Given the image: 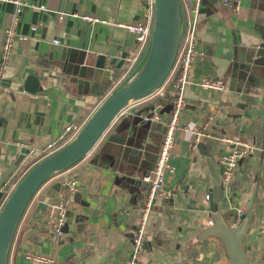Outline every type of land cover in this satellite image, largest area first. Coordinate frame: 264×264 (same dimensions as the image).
<instances>
[{
	"label": "crops",
	"instance_id": "crops-1",
	"mask_svg": "<svg viewBox=\"0 0 264 264\" xmlns=\"http://www.w3.org/2000/svg\"><path fill=\"white\" fill-rule=\"evenodd\" d=\"M26 1L17 32L27 38L16 40L0 72V86L8 89L0 88V208L8 190L6 172L19 175L39 159L18 143L40 148L65 125L84 124L109 95L110 79L126 80L147 52L141 49L130 66L127 59L135 55L137 43L122 26L145 21L147 0ZM12 10V3L0 1V49ZM197 27L198 54L187 75L179 123L204 135L194 144L187 133L175 134L173 172L165 178L171 196L156 198L149 211L146 243L136 264H229L222 241L201 234L212 221L210 194L229 223L239 209L243 214L251 207L242 245L249 260L264 264V232L259 230L264 218V0H241L238 10L220 0H202ZM259 33L261 46L250 45ZM89 55L92 63L104 55V68L82 83L75 61ZM30 74L38 80L36 92L21 90ZM204 78L221 79L224 91L202 87ZM172 97L169 89L159 108L149 98L129 105L82 159L40 186L19 220L8 264H40L27 259V252L49 256L54 264L126 263L130 231L143 207V177L154 167ZM154 110L159 121L136 123L135 115ZM119 138L129 139L140 152L124 155ZM234 138L251 150L224 182L218 160L232 147L226 139ZM65 176H76L79 183L69 195L72 205L58 235L44 223V214Z\"/></svg>",
	"mask_w": 264,
	"mask_h": 264
},
{
	"label": "built area",
	"instance_id": "built-area-1",
	"mask_svg": "<svg viewBox=\"0 0 264 264\" xmlns=\"http://www.w3.org/2000/svg\"><path fill=\"white\" fill-rule=\"evenodd\" d=\"M0 1H7L13 4V10L12 15L10 17V21L3 30V39L0 49L1 72L11 57L16 40H25L27 38L26 35H21L17 32V25L20 17L19 15L22 11V8L27 5V1ZM179 1L180 38L174 62L165 80L148 97H146L149 99H155L158 104L157 107L159 108L162 105V100L166 97L167 91L169 89H172V108L168 115V119L166 120L165 132L159 144L154 167L149 174L144 175L143 177V180L147 183L143 200V207L140 212L138 222L130 231L132 248L129 254V258L126 260L125 264H136V260L139 256V253L144 249L146 243L145 228L147 224L148 214L156 198H168L171 196V192L165 188V178L168 174L173 172V166L170 160L173 153V143L175 139V134L178 131H183L187 133V136L191 138L194 144L200 140L201 136L204 135L203 131L192 129L189 128L187 125H181L179 123L180 115L185 107L184 91L188 82L187 75L189 70L193 66V61L196 55L198 54L197 44L199 41V36L197 25L199 22L200 7L202 0ZM147 2L148 5L144 13V22L125 23L122 25L130 34L133 35L137 43L135 55L127 59L130 61V66L133 65L136 61L138 53L141 51V49L145 47H147L146 49H148L149 46L153 24L154 0H147ZM220 2L233 10H238L240 7L241 0H220ZM41 7L43 8V6ZM84 19L95 20L94 18L88 15L84 16ZM31 29L34 30L35 25H31ZM53 43L57 44L59 43V40L53 39ZM123 77L115 81L110 79V89L108 91V94L112 93L122 83L121 80H123ZM200 85L204 88L214 89L218 92H222L225 89V86L221 79L204 78L201 81ZM0 88L2 87L0 86ZM2 89L8 91L7 88ZM31 96L35 95L32 94ZM135 103H132L131 105ZM141 118L144 121H159L161 116L157 111L154 110L150 114L141 115ZM82 126L83 123H69L65 125V127H63V129L57 134L54 139H52L40 148H34L31 145L22 142L18 144L22 147H28L27 152L29 154L38 153L39 161L44 157H47L52 153L58 151L60 148L70 142L77 135ZM226 140L232 144V147L227 152H224L218 160L221 169L222 180L224 182H228L233 177L238 160L247 151L251 150L250 145L239 138ZM24 173L25 171L18 175L16 174V171H12L11 174L5 179L3 186H5V189L8 190L4 200L6 199L7 195L10 193L16 182L21 178ZM78 183L79 179L76 176L63 177L59 183L60 194L56 198L52 199L49 203H47V212H45L44 214V223L48 226H52L55 233L58 235L62 234V227L65 222L66 213L72 203L69 195H72L74 192L77 191ZM238 212L239 215H241L243 211L239 209ZM238 220L239 217H237L236 222ZM209 223L211 224L212 221L209 220ZM259 230L260 232H264V218L262 221V227ZM25 256L30 261L40 264L55 263L54 259L40 253L27 252Z\"/></svg>",
	"mask_w": 264,
	"mask_h": 264
},
{
	"label": "water",
	"instance_id": "water-1",
	"mask_svg": "<svg viewBox=\"0 0 264 264\" xmlns=\"http://www.w3.org/2000/svg\"><path fill=\"white\" fill-rule=\"evenodd\" d=\"M242 29V28H241ZM180 38V1L154 0L152 33L146 55L138 68L124 80L112 93L106 96L77 135L66 145L51 155L33 164L16 182L0 208V264H8L10 246L19 220L31 197L51 176L72 166L82 159L103 135L116 116L132 103L148 97L167 77L174 62ZM262 34L256 35L250 45L261 46ZM83 57V56H82ZM78 58V78L86 83L94 73L104 68V55H98L92 63L89 56ZM98 70V71H97ZM38 80L29 75L21 90L36 92ZM136 123L144 124L141 116L135 115ZM118 143L124 145L123 154L138 153L129 139L119 138ZM7 171L3 181L10 175ZM2 181V182H3ZM147 187V183H143ZM142 191V190H141ZM78 193L74 201L79 202ZM209 195V209L212 223L206 226L201 234L218 237L225 249L229 264H263L251 261L246 256L242 240L251 219V207L229 223L227 212L219 211L218 205ZM76 198V199H75ZM237 217L239 220L236 222ZM234 223V224H232Z\"/></svg>",
	"mask_w": 264,
	"mask_h": 264
},
{
	"label": "rangeland",
	"instance_id": "rangeland-1",
	"mask_svg": "<svg viewBox=\"0 0 264 264\" xmlns=\"http://www.w3.org/2000/svg\"><path fill=\"white\" fill-rule=\"evenodd\" d=\"M26 150V149H25ZM72 205V204H71Z\"/></svg>",
	"mask_w": 264,
	"mask_h": 264
}]
</instances>
